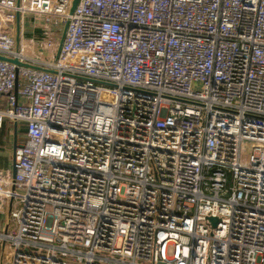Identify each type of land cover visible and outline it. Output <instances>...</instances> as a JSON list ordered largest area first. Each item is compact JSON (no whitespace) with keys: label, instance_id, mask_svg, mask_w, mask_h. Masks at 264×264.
I'll use <instances>...</instances> for the list:
<instances>
[{"label":"built area","instance_id":"built-area-1","mask_svg":"<svg viewBox=\"0 0 264 264\" xmlns=\"http://www.w3.org/2000/svg\"><path fill=\"white\" fill-rule=\"evenodd\" d=\"M72 1L0 0V264H264V0Z\"/></svg>","mask_w":264,"mask_h":264},{"label":"rangeland","instance_id":"rangeland-1","mask_svg":"<svg viewBox=\"0 0 264 264\" xmlns=\"http://www.w3.org/2000/svg\"><path fill=\"white\" fill-rule=\"evenodd\" d=\"M43 20V18H41ZM41 22L40 18L36 15L33 14H27L25 16V22H24V33H25V39L23 40V47L25 48V51L28 52V54H31L32 56L36 57L39 56V58L41 59H54L57 56V52H58V48L60 45V40L56 41L55 44L49 48V49H42L38 51H34L33 47L34 45L31 43L30 38L33 39H37L39 38V33L41 30ZM13 32L10 31V34H12ZM60 37H61V33H60ZM5 126L3 128V133H5V131L8 130V127L10 126V124H13V122H10L8 120H5L4 122ZM24 124L22 122L18 123V131H17V137H19L18 139V144L22 143V138H23V132H24ZM10 128V127H9ZM13 159V153L11 155V161ZM241 163L242 164H246L247 163V153L242 151L241 152V157H240ZM9 168L11 169V164L10 167H5L3 169ZM18 205V203H15V207L16 208ZM3 218L6 219L7 218V213H5V215H3Z\"/></svg>","mask_w":264,"mask_h":264},{"label":"crops","instance_id":"crops-1","mask_svg":"<svg viewBox=\"0 0 264 264\" xmlns=\"http://www.w3.org/2000/svg\"><path fill=\"white\" fill-rule=\"evenodd\" d=\"M20 28V27H19ZM24 28V27H23ZM40 35V33H39ZM5 124L0 128V168L10 167L12 165L11 155L15 146L19 145L17 132L14 127H8V130L3 133ZM24 140V138H22ZM23 142V141H22ZM3 215L0 213V227L2 225Z\"/></svg>","mask_w":264,"mask_h":264},{"label":"water","instance_id":"water-1","mask_svg":"<svg viewBox=\"0 0 264 264\" xmlns=\"http://www.w3.org/2000/svg\"><path fill=\"white\" fill-rule=\"evenodd\" d=\"M78 1L79 0H73L72 1V6H71V9H70V13L73 12V10H74L75 6L77 5ZM18 19H19V17L17 16V20H16V41H18V36H19V22H18ZM0 59H6V58L4 56L0 55ZM8 60H10V61H12L14 63H18V60H16V59H8ZM16 90H17V84H15V88H14L15 92H16ZM208 219L211 221L213 226L216 224V220H217L216 218L209 217Z\"/></svg>","mask_w":264,"mask_h":264}]
</instances>
